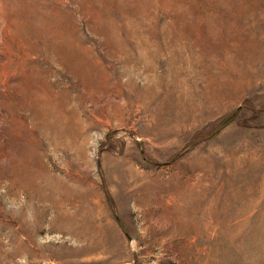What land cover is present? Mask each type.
<instances>
[{
	"label": "rangeland",
	"instance_id": "1",
	"mask_svg": "<svg viewBox=\"0 0 264 264\" xmlns=\"http://www.w3.org/2000/svg\"><path fill=\"white\" fill-rule=\"evenodd\" d=\"M219 1L0 0V264H264V0Z\"/></svg>",
	"mask_w": 264,
	"mask_h": 264
},
{
	"label": "bare ground",
	"instance_id": "2",
	"mask_svg": "<svg viewBox=\"0 0 264 264\" xmlns=\"http://www.w3.org/2000/svg\"><path fill=\"white\" fill-rule=\"evenodd\" d=\"M219 1V0H218ZM220 2V1H219ZM221 2H222V0H221ZM227 4V3H226ZM239 11V10H238ZM200 14V13H199ZM207 14V13H206ZM202 15V14H201ZM209 15V14H208ZM211 17V16H210ZM186 38H187V36H186Z\"/></svg>",
	"mask_w": 264,
	"mask_h": 264
}]
</instances>
